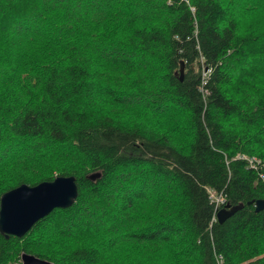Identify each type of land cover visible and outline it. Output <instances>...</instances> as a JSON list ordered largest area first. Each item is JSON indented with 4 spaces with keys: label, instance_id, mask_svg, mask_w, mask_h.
<instances>
[{
    "label": "trees",
    "instance_id": "16d2710c",
    "mask_svg": "<svg viewBox=\"0 0 264 264\" xmlns=\"http://www.w3.org/2000/svg\"><path fill=\"white\" fill-rule=\"evenodd\" d=\"M58 175L0 264H264V0H0V194Z\"/></svg>",
    "mask_w": 264,
    "mask_h": 264
},
{
    "label": "water",
    "instance_id": "95a60500",
    "mask_svg": "<svg viewBox=\"0 0 264 264\" xmlns=\"http://www.w3.org/2000/svg\"><path fill=\"white\" fill-rule=\"evenodd\" d=\"M182 64L179 65V78ZM90 178L93 175L89 176ZM75 178L72 175H58L48 181L34 185L19 184L0 194V235L22 236L39 218L48 214L53 208H66L76 197ZM249 203V202H247ZM254 210L264 208V200L256 199ZM242 205H224L215 213L218 222L234 213ZM20 264H49L34 255L22 253Z\"/></svg>",
    "mask_w": 264,
    "mask_h": 264
},
{
    "label": "built area",
    "instance_id": "2783aa9c",
    "mask_svg": "<svg viewBox=\"0 0 264 264\" xmlns=\"http://www.w3.org/2000/svg\"><path fill=\"white\" fill-rule=\"evenodd\" d=\"M237 156L240 157V158H244V159L248 160V163L250 165H253L252 164L253 161H256V159H254L253 157L248 158V157H245L244 155H237ZM208 195H209V199L211 201H213L214 206L218 205V203H221L223 201V198H222V196L220 194H215L211 190L208 191Z\"/></svg>",
    "mask_w": 264,
    "mask_h": 264
},
{
    "label": "rangeland",
    "instance_id": "374dc122",
    "mask_svg": "<svg viewBox=\"0 0 264 264\" xmlns=\"http://www.w3.org/2000/svg\"><path fill=\"white\" fill-rule=\"evenodd\" d=\"M243 0H241V2H242ZM253 3H255L257 0H251ZM232 11H233V13L234 14H236V16L237 15H239L240 13H242V10H241V8L239 7V6H236V7H234L233 9H232ZM150 194H152V193H150ZM156 197V195H153V196H151V200H153L154 198ZM113 207V206H112Z\"/></svg>",
    "mask_w": 264,
    "mask_h": 264
}]
</instances>
